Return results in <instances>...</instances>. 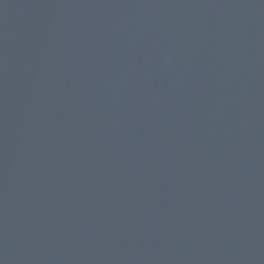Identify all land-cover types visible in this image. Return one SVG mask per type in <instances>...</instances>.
Returning <instances> with one entry per match:
<instances>
[{
  "label": "water",
  "instance_id": "obj_1",
  "mask_svg": "<svg viewBox=\"0 0 264 264\" xmlns=\"http://www.w3.org/2000/svg\"><path fill=\"white\" fill-rule=\"evenodd\" d=\"M0 264H264V0H0Z\"/></svg>",
  "mask_w": 264,
  "mask_h": 264
}]
</instances>
